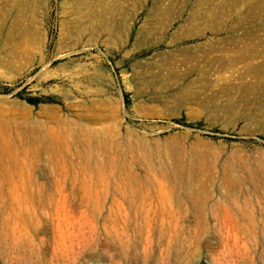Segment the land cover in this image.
I'll list each match as a JSON object with an SVG mask.
<instances>
[{"label": "rangeland", "instance_id": "374dc122", "mask_svg": "<svg viewBox=\"0 0 264 264\" xmlns=\"http://www.w3.org/2000/svg\"><path fill=\"white\" fill-rule=\"evenodd\" d=\"M0 264H264V0H0Z\"/></svg>", "mask_w": 264, "mask_h": 264}, {"label": "trees", "instance_id": "16d2710c", "mask_svg": "<svg viewBox=\"0 0 264 264\" xmlns=\"http://www.w3.org/2000/svg\"><path fill=\"white\" fill-rule=\"evenodd\" d=\"M27 98H28L29 101H32V102L36 100V98L35 97H32V96H29Z\"/></svg>", "mask_w": 264, "mask_h": 264}]
</instances>
